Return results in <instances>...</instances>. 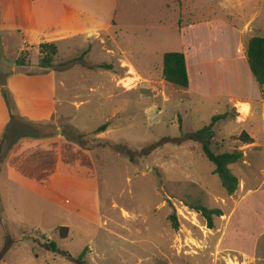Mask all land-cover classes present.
Returning a JSON list of instances; mask_svg holds the SVG:
<instances>
[{
	"label": "rangeland",
	"instance_id": "374dc122",
	"mask_svg": "<svg viewBox=\"0 0 264 264\" xmlns=\"http://www.w3.org/2000/svg\"><path fill=\"white\" fill-rule=\"evenodd\" d=\"M40 3V23L25 17ZM57 10L55 0H0V141L11 123L7 143L27 135L1 168L0 264H77L85 249L88 264H264V89L244 60L249 40L264 37V0H113L114 23L99 27L105 49L78 35L58 43L49 71L19 66L22 47L39 54L57 39ZM72 22L92 25L81 14ZM188 47L193 87L181 90L164 80L163 56ZM224 113L211 149L243 153L230 167L233 195L193 140ZM106 123L103 138L92 135ZM12 180L24 192L8 202ZM198 202L223 212L213 229Z\"/></svg>",
	"mask_w": 264,
	"mask_h": 264
},
{
	"label": "trees",
	"instance_id": "16d2710c",
	"mask_svg": "<svg viewBox=\"0 0 264 264\" xmlns=\"http://www.w3.org/2000/svg\"><path fill=\"white\" fill-rule=\"evenodd\" d=\"M59 49L55 43H47L40 46L39 53V63L38 66L43 71H49L52 69L57 61ZM246 58L249 69L254 76L259 87L264 89V37H253L249 40L246 50ZM27 63L25 64V61ZM19 66H30L31 60H29V52L23 53L20 59L17 61ZM100 69L109 70L110 67L107 64H100L98 66ZM163 78L164 80L171 84L172 86L179 88L181 90H188L190 88L191 79L188 72L187 67V56L184 52H168L163 56ZM10 115L12 122L17 120V113L13 108L10 100H8ZM229 117V113H224L222 115H218L212 118L211 123L208 126H205L203 129L193 134L195 142L199 143L202 148V152L204 156L208 159V161L214 165L215 170L214 174L217 175L221 181L222 187L226 190L229 195H233L238 187L239 180L232 173L230 167L239 163L243 159V153L241 152H232V153H221L215 154L211 149L212 139L215 135L214 128L221 121L227 120ZM110 124L106 123L95 130L92 135L98 136L101 133H104L108 130ZM12 134V123L9 126L5 136L0 141V172L2 165L5 163L7 156L10 153V150L17 142V140L21 136H27L23 134L21 136H14L13 141L7 143L8 138ZM35 137H38L37 135ZM78 141L75 142L79 145L81 149L88 150L90 148L86 147L80 139H84L85 135H81L80 133L77 135ZM240 140L245 144H252L253 139L244 132L240 136ZM7 144V146H6ZM192 209L197 213H200L207 221L208 227L210 229L214 228V217H222L223 212L220 209H209L205 207L201 202L196 203L192 206ZM174 226L178 227V221L175 215L172 217ZM63 237H68V228L61 229ZM12 242V240H11ZM48 250H52L54 252H60L57 248V245L53 241L48 243ZM89 249H85V251L81 254V256L76 260L77 264H88L85 261V256ZM66 258H70L68 253H62ZM36 257H38L36 255Z\"/></svg>",
	"mask_w": 264,
	"mask_h": 264
},
{
	"label": "crops",
	"instance_id": "0c3cea01",
	"mask_svg": "<svg viewBox=\"0 0 264 264\" xmlns=\"http://www.w3.org/2000/svg\"><path fill=\"white\" fill-rule=\"evenodd\" d=\"M90 0H55L56 6L58 8L57 14H56V25L57 27V32L54 34L57 39L53 40V43H55L58 46L59 42H63L66 40H72L77 38L78 35H85L87 36V39H90L92 37H96L97 39L101 40V45L105 49V40H103V35L101 34L100 26L101 25H106L107 23L111 25V23H114L113 20H111V14H110V7H112L113 0H109L108 3H106V0H94L93 4H95V7L97 9H102L103 6L108 5L107 7L103 9H109V14H101L99 10L96 8H92L93 6H89L88 2ZM101 3H105V5H102ZM38 8V7H37ZM46 9L43 8V6L39 5V8L37 11L35 10H25V17H29L32 19L33 16L38 15L37 22L40 23L41 19L46 16ZM83 15L85 18H90L92 20V25L91 26H86L84 28H81V26H75L73 24V19L75 18L76 15ZM58 18V19H57ZM66 21H71L70 26L72 27H64L62 26L63 22ZM17 32L21 33L22 35L29 34L31 32V26L30 23L26 25V28H21L17 30ZM39 33L42 32V29L38 31ZM235 32L238 34V44H237V55L234 57L232 60H235L236 62H240L238 56H239V47H240V34L238 33V30H235ZM40 45V44H39ZM27 48H30L27 46ZM26 47H22L21 50H24L25 52H29V57L31 58H36V60H32L31 58V66L33 64H38L39 63V54L35 51H29ZM59 49V47H58ZM60 51V50H59ZM108 52L110 50H107ZM185 51V50H184ZM189 47L187 48L186 51V56H187V67H188V72H191V65L188 60V53ZM39 52H40V47H39ZM59 56V53H58ZM221 59V58H220ZM219 59V63L222 64L225 60ZM247 62V58L244 59ZM243 61V62H245ZM205 64H208L209 62L204 60ZM244 64V63H243ZM248 64V63H247ZM249 67V66H248ZM247 67V68H248ZM127 68V67H125ZM244 68V67H243ZM245 70V68H244ZM250 70V69H249ZM189 72V74H190ZM190 76V75H189ZM193 87L192 81L190 84V88ZM200 89V87L198 88ZM196 89V90H198ZM194 92V91H193ZM196 93V92H194ZM197 95L202 96V93L197 92ZM234 96V95H232ZM231 96V97H232ZM105 135L104 133H101L98 135V137L103 138ZM59 136V135H57ZM61 137V136H59ZM5 164V163H4ZM2 171V170H1ZM1 174V172H0ZM11 179V178H10ZM24 192V187L21 184H18L15 181H10L9 186L7 188V197H8V202L12 200L18 199V197L21 196V193ZM11 203V202H10ZM9 215H7V220H8Z\"/></svg>",
	"mask_w": 264,
	"mask_h": 264
},
{
	"label": "bare ground",
	"instance_id": "6f19581e",
	"mask_svg": "<svg viewBox=\"0 0 264 264\" xmlns=\"http://www.w3.org/2000/svg\"><path fill=\"white\" fill-rule=\"evenodd\" d=\"M241 113L248 116L250 114V108L247 104H242L241 105ZM127 215V214H126Z\"/></svg>",
	"mask_w": 264,
	"mask_h": 264
}]
</instances>
